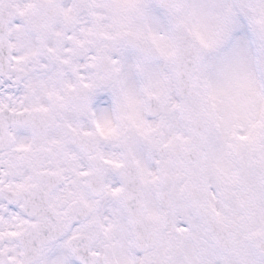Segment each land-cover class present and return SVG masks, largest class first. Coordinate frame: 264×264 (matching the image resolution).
I'll return each instance as SVG.
<instances>
[{
	"label": "snow or ice",
	"instance_id": "1",
	"mask_svg": "<svg viewBox=\"0 0 264 264\" xmlns=\"http://www.w3.org/2000/svg\"><path fill=\"white\" fill-rule=\"evenodd\" d=\"M0 264H264V0H0Z\"/></svg>",
	"mask_w": 264,
	"mask_h": 264
}]
</instances>
